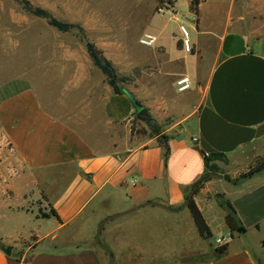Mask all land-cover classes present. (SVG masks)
<instances>
[{"label": "crops", "instance_id": "1", "mask_svg": "<svg viewBox=\"0 0 264 264\" xmlns=\"http://www.w3.org/2000/svg\"><path fill=\"white\" fill-rule=\"evenodd\" d=\"M224 1L202 0L197 15L189 13L191 54L167 24L139 30L136 43L143 35L156 42L135 52L127 42L132 22L118 28L107 13L95 18L108 21L88 23L87 34L100 36L89 42L129 79L126 91L157 132L135 120L85 47L81 57L59 58L58 96L48 100L27 86L0 100V137L13 152L0 167V264H107L92 245L102 219L146 202L177 209L211 174L220 179L193 198L210 239L199 237L191 216L144 206L130 213L136 218L104 226L113 264H264V169L238 181L264 163V0H229L220 26H205L204 16H219ZM119 13L130 20L125 12L109 16ZM180 78L190 82L184 92L176 90ZM41 199L59 221L35 213L31 203ZM227 202L241 225L232 237ZM178 239L179 249L172 246ZM200 253L207 258L191 260Z\"/></svg>", "mask_w": 264, "mask_h": 264}, {"label": "rangeland", "instance_id": "2", "mask_svg": "<svg viewBox=\"0 0 264 264\" xmlns=\"http://www.w3.org/2000/svg\"><path fill=\"white\" fill-rule=\"evenodd\" d=\"M27 1L33 8L44 10L57 21L81 27L88 42L91 38L97 39L100 37L96 30L93 31L92 34H87V31L90 30L89 27H91L88 23L108 21L107 19H96L95 17L97 16H106L108 13L107 17H109L110 22L115 23L118 28L121 27L123 20L130 23L132 22V30H130L127 35V42L131 44V49L135 52H138L140 50L139 48H142L138 45V42L136 43V35L139 34V30L160 28L164 24H167L170 28L178 29V24L170 20L171 16L169 13L165 12L163 15L158 14L159 9L173 8L174 5L172 0H163L161 3H158L156 0ZM173 1L175 2V7L172 12H176L177 15L180 16L181 22L188 31L190 40L193 36V32L189 24H194V18L189 14L190 0ZM223 4L224 8L219 16L215 18L208 17V15L204 16L203 23L205 26H213L214 28L220 26L225 19L229 0H225ZM114 12L130 13L131 18L130 20H128L129 18L124 19L121 13H119L120 17L109 16V13L112 14ZM186 21L189 23L186 24ZM82 47H84V44L81 42V34L78 31L74 30L68 33H60L49 27L45 20L35 18L23 11L22 8L12 0H0V100L27 86L33 87L41 96H45L48 100H50V95L52 97L58 96V60L68 53L72 56L81 57L83 53ZM124 85L128 87L131 86V84L128 83ZM145 126L149 131H152L151 128L153 127V132H157V127L154 123H151L150 127L147 125ZM137 131L139 130H136V132ZM0 156L5 157L4 159H0V167L2 171H4V167L9 166V162L5 161L10 160V157L13 156V152L8 148L1 137ZM43 202L44 200L41 199L37 201L33 200L31 203L33 210L39 217L41 214L49 213L48 206ZM137 214H129L120 217L106 225L113 226L121 222L129 221L132 218H136ZM177 215L179 218H185L187 215L190 218V213L187 209L177 213ZM134 226L137 227L135 229H138V225ZM92 235L94 236V234ZM100 241L105 245V240L102 236L100 237ZM25 244L26 243L23 245ZM92 245L104 254L103 251L95 245L94 241ZM172 246L179 249V247L182 246V240H176L175 244ZM192 258V261L198 263L205 260L207 257L200 253L194 255ZM105 260L107 261V258ZM145 262L146 264H156L158 261L150 258ZM133 263H136V259Z\"/></svg>", "mask_w": 264, "mask_h": 264}, {"label": "trees", "instance_id": "3", "mask_svg": "<svg viewBox=\"0 0 264 264\" xmlns=\"http://www.w3.org/2000/svg\"><path fill=\"white\" fill-rule=\"evenodd\" d=\"M12 1L18 4L22 8L23 11L29 13L33 17L45 20L49 27L55 29L56 31L60 33H68L74 30L78 31L81 34V42L84 44V47H85L87 55L89 56V59L91 60L93 65L103 74L108 86L112 89L113 93L116 95H125L127 91L124 89V84H126L129 81V79L118 76L112 64L106 61L104 58H102L100 53L95 48V46L86 40L81 27H79L78 25L66 24V23L57 21L53 19L44 10L39 9V8H33L32 5L27 0H12ZM156 1L158 3H161L163 0H156ZM201 2L202 0H190L189 11L192 14L197 15L198 7ZM134 116H135L134 117L135 120L142 122L149 127L151 123H154L148 111L142 106H141V111L135 114ZM151 129L152 131L154 130L153 127ZM167 153L168 151L167 149H165V156L167 155ZM263 169H264V163L262 162L257 163L253 165L251 168H249L246 173L240 175L238 178V181L248 179L254 174L259 173ZM206 177L207 176H204L203 178H201V180H199L193 186L192 191L184 200L186 201L188 199V204H187L186 209L190 213L191 219L195 225V228H196V231L199 237L202 238L203 240L210 239L211 232L207 224L205 223L204 218L201 215L199 209L197 208L193 198L196 196L198 190L202 187L203 183H205L203 182V180ZM225 207L227 208L228 213L224 217V222L230 232V237H232L233 233H235L238 229H240L241 225H240V222L237 221L235 218V211L232 208L231 204L227 202L225 204ZM50 217H53L57 221H59L56 213L53 210H50L48 214L40 215V218L42 219H48ZM225 251H226V244L217 246L214 252L216 255L220 256Z\"/></svg>", "mask_w": 264, "mask_h": 264}, {"label": "water", "instance_id": "4", "mask_svg": "<svg viewBox=\"0 0 264 264\" xmlns=\"http://www.w3.org/2000/svg\"><path fill=\"white\" fill-rule=\"evenodd\" d=\"M125 96L129 100V102H130V104H131V106H132V108L134 110V114L139 113L141 111V106L138 104V102L128 92L125 93ZM212 179H220V177L215 175V174H211V175L207 176L203 180V182H207V181L212 180ZM187 204H188V199L186 201H184L183 204L179 208L170 209V208H166V207H161L159 204H156L154 202H146V203H144L142 205L133 207L130 210H127V211H124V212H120V213L105 217L96 226V230H95V234H94V243L101 251H103L104 255L107 257V264H113L114 263V259H113L112 253L100 241L101 232L103 230V227L107 223H109V222H111V221H113V220H115V219H117L119 217H122L124 215L130 214V213H134L138 209H140V208H142L144 206L161 207V208H163L164 210H166L168 212L178 213V212L186 209L187 208ZM10 252H11V248L10 247L6 246V247L3 248V253H5L6 255H10Z\"/></svg>", "mask_w": 264, "mask_h": 264}, {"label": "built area", "instance_id": "5", "mask_svg": "<svg viewBox=\"0 0 264 264\" xmlns=\"http://www.w3.org/2000/svg\"><path fill=\"white\" fill-rule=\"evenodd\" d=\"M170 10V11H169ZM171 16V21L178 24V32L180 34V48L183 52L186 54L192 53V45L189 40V34L187 29L184 27V24L181 22L180 16L177 15L176 12H172L173 10L169 8L159 9L158 14L163 15L165 12H167ZM155 37L152 35H143L141 38L138 39V44L141 47L144 48H152L155 45ZM176 90L178 92H184L185 90H188L190 87V82L188 78H180L176 81Z\"/></svg>", "mask_w": 264, "mask_h": 264}]
</instances>
